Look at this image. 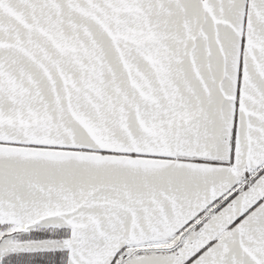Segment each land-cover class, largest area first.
I'll return each instance as SVG.
<instances>
[{"label":"snow or ice","instance_id":"6c2138e0","mask_svg":"<svg viewBox=\"0 0 264 264\" xmlns=\"http://www.w3.org/2000/svg\"><path fill=\"white\" fill-rule=\"evenodd\" d=\"M0 264H264V0H0Z\"/></svg>","mask_w":264,"mask_h":264}]
</instances>
